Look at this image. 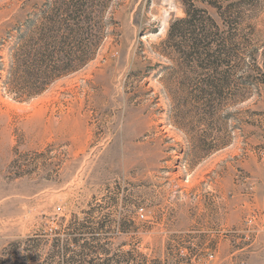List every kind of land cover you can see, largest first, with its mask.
<instances>
[{
	"label": "rangeland",
	"instance_id": "obj_1",
	"mask_svg": "<svg viewBox=\"0 0 264 264\" xmlns=\"http://www.w3.org/2000/svg\"><path fill=\"white\" fill-rule=\"evenodd\" d=\"M83 1L0 0V264H264V0H210L229 26L90 0L96 53L66 72L51 21ZM191 4L216 72L169 40Z\"/></svg>",
	"mask_w": 264,
	"mask_h": 264
},
{
	"label": "trees",
	"instance_id": "obj_2",
	"mask_svg": "<svg viewBox=\"0 0 264 264\" xmlns=\"http://www.w3.org/2000/svg\"><path fill=\"white\" fill-rule=\"evenodd\" d=\"M209 4L216 8L220 17L222 16L223 25L229 26L232 18L230 13L235 6L230 4L224 7L223 5L213 3L210 0ZM85 7H89L91 11L94 7V3L90 0L86 2L83 1V3H72L66 10L67 17L63 19L61 23L50 17L52 19L51 23H57L58 27L56 29L57 32L55 31V33H57L56 36L58 39L59 31L63 30L62 37L56 42V46H59V51H61L63 46L68 48L67 52L64 51L65 59H62V63H60V67L63 65L61 68H64L66 72L73 71V69L80 67V65L89 61V59H91L96 53L95 49L97 48V42L94 40V36L96 35L92 30L87 31V29L84 28V24H88V22L91 21L90 11ZM86 10L88 11L87 14H85ZM220 29L221 27L218 22L208 14L206 9L197 8L191 4L185 10L183 18H179L171 23L168 30L169 40L174 38L181 39V43H178L177 45H179V49H181V47L185 49L180 50L182 51L185 60H202L204 56L211 58V61L208 59L206 62L210 65L207 69L216 72L218 68L216 67L217 65L214 66V64H216L222 54L225 53V43L223 41L218 42L216 52H213V54L209 51L211 50L210 46L213 41L216 37H219ZM198 65V67L203 69L206 68H204L205 65H203V63H198ZM57 70L58 69L51 67L50 69L48 68V70H45V74L49 75L52 73L53 78L51 79H54L62 74L60 72L54 74ZM179 73L185 75L187 72L185 71V68L181 66ZM204 85L205 87H201L199 91L205 98L209 89H211V93L214 94L213 90L221 89L220 87H224L225 82L216 83V81L212 79H207L205 80ZM241 95H238V97L240 98Z\"/></svg>",
	"mask_w": 264,
	"mask_h": 264
}]
</instances>
